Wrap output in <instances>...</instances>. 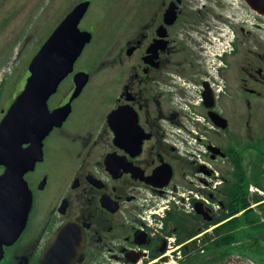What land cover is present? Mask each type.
Masks as SVG:
<instances>
[{
  "label": "flooded vegetation",
  "instance_id": "af4514ba",
  "mask_svg": "<svg viewBox=\"0 0 264 264\" xmlns=\"http://www.w3.org/2000/svg\"><path fill=\"white\" fill-rule=\"evenodd\" d=\"M81 2L80 23L103 10L93 0L70 10ZM130 4L97 43L91 27V63L75 62L48 100L50 110H70L23 176L31 208L0 264H129L143 247L144 257H163L165 234L178 240L202 225L176 198L202 191L215 171L223 179L215 193L236 166L249 177L252 122L264 113V0ZM21 33L10 42L18 54ZM78 72L88 74L85 84ZM153 211L162 233H150Z\"/></svg>",
  "mask_w": 264,
  "mask_h": 264
},
{
  "label": "water",
  "instance_id": "95a60500",
  "mask_svg": "<svg viewBox=\"0 0 264 264\" xmlns=\"http://www.w3.org/2000/svg\"><path fill=\"white\" fill-rule=\"evenodd\" d=\"M250 5L258 10L256 5ZM87 6L84 2L73 8L46 39L28 65L23 90L0 121V166L4 167L0 174V253L2 245L13 242L27 220L31 194L23 175L41 159L43 139L69 113V103L50 111L47 101L71 73L74 62L91 39L89 32L78 29ZM87 77L85 73H77L74 78L84 84ZM195 208L197 214L210 220L199 203ZM64 264L72 262L67 260Z\"/></svg>",
  "mask_w": 264,
  "mask_h": 264
},
{
  "label": "rangeland",
  "instance_id": "374dc122",
  "mask_svg": "<svg viewBox=\"0 0 264 264\" xmlns=\"http://www.w3.org/2000/svg\"><path fill=\"white\" fill-rule=\"evenodd\" d=\"M74 1L0 0V109L7 108L12 98H15L19 87L21 91L23 80L25 81L28 74L29 61L50 31L69 11ZM93 3L95 10L99 11L100 6H103V10L94 12L90 18L80 23L79 28L84 30L94 26L97 43L100 29L102 32L103 27L109 25L108 33L114 32L116 15L130 12L131 0H93ZM8 9H11L7 12L9 17L4 20L2 17ZM15 29L22 31L21 54L17 53L16 43L10 44L11 41L16 40L12 37ZM93 51V44L86 46L83 58L76 62L81 66L87 63L89 65ZM19 77L23 78L21 84H17ZM250 142L249 165L251 167L248 180L253 192L249 197L252 199L256 194L263 197L262 200L251 205L252 214L257 217L262 226L250 227V225L242 224L237 229L235 241L232 244L218 249L208 244L205 254L196 258L187 257L186 264H232L234 261L264 264V113L252 122ZM256 190L260 192H255ZM240 213L236 216L242 215Z\"/></svg>",
  "mask_w": 264,
  "mask_h": 264
},
{
  "label": "trees",
  "instance_id": "16d2710c",
  "mask_svg": "<svg viewBox=\"0 0 264 264\" xmlns=\"http://www.w3.org/2000/svg\"><path fill=\"white\" fill-rule=\"evenodd\" d=\"M234 182L227 184L223 189V197L221 199L224 210L220 212L217 218H214L210 223H204L203 229L209 226L220 224L213 229L212 235L207 236V240H211L210 244L213 248H223L229 246L235 241V235L237 229L242 225H250V227H260L257 217L252 214V210L249 209L250 200H248L247 188L249 183L244 178V173L239 166L235 167ZM262 200V197L256 196L252 201L258 202ZM243 211L242 215L235 217L237 213ZM197 233L196 230L188 232V237H191Z\"/></svg>",
  "mask_w": 264,
  "mask_h": 264
}]
</instances>
